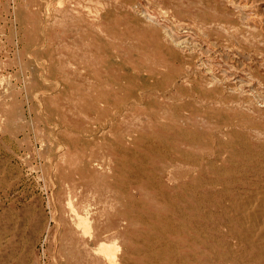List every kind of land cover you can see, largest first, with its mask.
Returning a JSON list of instances; mask_svg holds the SVG:
<instances>
[{
	"label": "rangeland",
	"instance_id": "obj_1",
	"mask_svg": "<svg viewBox=\"0 0 264 264\" xmlns=\"http://www.w3.org/2000/svg\"><path fill=\"white\" fill-rule=\"evenodd\" d=\"M263 146L264 0H0V264H249Z\"/></svg>",
	"mask_w": 264,
	"mask_h": 264
},
{
	"label": "bare ground",
	"instance_id": "obj_2",
	"mask_svg": "<svg viewBox=\"0 0 264 264\" xmlns=\"http://www.w3.org/2000/svg\"><path fill=\"white\" fill-rule=\"evenodd\" d=\"M147 18V17H146ZM172 38V37H171ZM177 45H181V43H182V41H179V40H173ZM181 76V75H180ZM121 77V76H120ZM119 80V79H118ZM178 80V79H177ZM176 80V81H177ZM147 85V84H146ZM145 85V86H146ZM175 85H176V83H175ZM149 86V85H148ZM174 87V86H173ZM172 88V87H171ZM173 89V88H172ZM165 90V89H164ZM158 91V90H157ZM139 92V91H138ZM159 92V91H158ZM160 93V92H159ZM202 93V92H201ZM137 95H139V94H137ZM141 96V95H140ZM135 97V96H134ZM143 97V96H142ZM154 97V96H153ZM161 98V97H160ZM178 99V98H177ZM151 100H152V98H151ZM133 101H135V100H133ZM137 101H139V100H137ZM144 101V100H143ZM124 102V101H123ZM139 102H141V101H139ZM138 102V103H139ZM145 102V101H144ZM152 102H153V100H152ZM166 102V101H165ZM103 103V102H102ZM137 103V102H136ZM154 103V102H153ZM128 104V103H127ZM140 104V103H139ZM148 104V103H147ZM156 105H158L157 103H156ZM123 106H125V104H123ZM143 106V105H142ZM94 107H96V106H94ZM121 108H122V106H121ZM120 106H117L116 108H113L112 110H111V113H110V115H111V117L113 118V117H116L117 115L116 114H119L120 113V115H123L121 112H123V111H119L120 109ZM128 109V108H127ZM185 110V109H184ZM124 111H127V110H124ZM207 114H208V112H207ZM124 116V115H123ZM122 116V117H123ZM115 119V118H114ZM237 120V119H236ZM116 121V120H115ZM109 123V122H108ZM111 124V123H110ZM104 128V127H103ZM173 128V127H172ZM171 128V129H172ZM183 128V127H182ZM105 129V128H104ZM205 129V128H204ZM104 130H102V132H103ZM177 132V131H176ZM123 133V132H122ZM134 134V133H133ZM146 135V134H145ZM148 135V134H147ZM160 135V134H159ZM199 135V134H198ZM126 136V135H125ZM150 136H152V135H150ZM128 137H132V135L131 136H128ZM174 137V136H173ZM221 137V136H220ZM248 137V136H247ZM249 138V137H248ZM140 139V138H139ZM150 139H151V137H150ZM149 139V140H150ZM159 139V138H158ZM243 140H244V138H242ZM242 140V141H243ZM218 141V140H217ZM219 141H220V139H219ZM247 141V140H246ZM250 141V140H249ZM147 142V141H146ZM153 142V141H152ZM167 143V142H166ZM109 144V143H108ZM155 144V143H154ZM168 144V143H167ZM155 146V145H154ZM168 146V145H167ZM133 147V146H132ZM161 147V146H160ZM264 147V146H263ZM134 148V147H133ZM148 148H150L149 146H148ZM162 148H163V146H162ZM222 148V147H221ZM250 148V147H249ZM160 149V148H159ZM251 149H253L254 150V148H251ZM154 150V149H153ZM136 151H137V149H136ZM140 151V150H139ZM162 151V150H161ZM257 151V150H256ZM259 151V150H258ZM126 152V151H125ZM254 152H255V150H254ZM238 153V152H237ZM258 153H260V152H258ZM140 154H142V153H140ZM144 154H145V152H144ZM171 154V153H170ZM248 155V154H247ZM260 155H262L261 153H260ZM150 156V155H149ZM188 156V155H187ZM231 157H232V155H230ZM151 157V156H150ZM191 157V156H190ZM205 157H207V156H205ZM220 157V156H219ZM217 158V157H216ZM234 158V157H233ZM163 160V159H162ZM179 160V159H178ZM261 160V159H260ZM134 161V160H133ZM215 161V160H214ZM255 161V160H254ZM152 162V161H151ZM196 162V161H195ZM216 162V161H215ZM215 162H214V164H215ZM95 164H97V163H95ZM98 166H99V164H97ZM182 165V164H181ZM140 168V167H139ZM148 168V167H147ZM121 171V170H120ZM142 171V170H141ZM223 171V170H222ZM227 172V171H226ZM226 172H224V173H226ZM188 174V173H187ZM139 175V174H138ZM147 175V174H146ZM143 176H145V175H143ZM148 176V175H147ZM150 176V175H149ZM160 176V175H159ZM130 177V176H129ZM157 177V176H156ZM176 178V177H175ZM177 179V178H176ZM214 179V178H213ZM261 179H263V181L261 182L262 183V188L260 189V193L258 194V196H257V199L255 198V200H257V201H254V202H256L255 204H257V202H258V204L257 205H255L254 204V206H255V208H254V206H253V208H254V210H253V214H252V217H253V219H256V221L258 220V223L257 224H254L253 226H250L251 224H250V222L252 221H249V220H247V221H249V226L250 227H248V232L247 231H245V235H246V232H247V238L250 240V241H252L253 243H256V245H257V248L255 247V253H254V255H253V257H251V259H252V264H264V177H262ZM142 180V179H141ZM155 180V179H154ZM203 180V179H202ZM156 181V180H155ZM237 181V180H236ZM242 181V180H241ZM246 181V180H245ZM226 182V181H225ZM154 183V182H153ZM155 183H157V182H155ZM188 183H189V181H188ZM142 184V183H141ZM158 185V184H157ZM177 185V184H176ZM182 185V184H181ZM194 185V184H193ZM201 185V184H200ZM225 185V184H224ZM148 186V185H147ZM187 186V185H186ZM235 186V185H234ZM159 187V186H158ZM154 188V187H153ZM162 188V187H161ZM160 188V189H161ZM239 188V187H238ZM241 188V187H240ZM244 188V187H243ZM260 188V186L258 187V189ZM228 189V188H227ZM246 189V188H245ZM252 189V188H251ZM162 190V189H161ZM164 190V189H163ZM197 190V189H196ZM222 190V189H221ZM69 191V190H68ZM187 191V190H186ZM237 191V190H236ZM255 191V190H254ZM254 191H252V192H254ZM259 191V190H258ZM223 192V191H222ZM247 192V191H246ZM257 192V191H256ZM130 193V192H129ZM169 193V192H168ZM171 193V192H170ZM214 193V192H213ZM152 194V193H151ZM206 194V193H205ZM250 194H252V193H250ZM254 194H255V192H254ZM78 195V194H77ZM169 195V194H168ZM257 195V194H256ZM124 196V195H123ZM138 196V195H137ZM195 197H196V195H194ZM246 196H247V194H246ZM254 196V195H253ZM167 197V196H166ZM203 197V196H202ZM248 197V196H247ZM255 197V196H254ZM75 198V197H74ZM170 198V197H169ZM204 198V197H203ZM250 198V197H249ZM162 199V198H161ZM235 199V198H234ZM234 199H232V200H234ZM242 198H240V201H243V199L241 200ZM199 201H200V199H198ZM224 200V199H223ZM230 200V199H229ZM236 200V199H235ZM145 201V200H144ZM173 201V200H172ZM171 201V202H172ZM244 201H245V199H244ZM247 201V200H246ZM147 202V201H146ZM201 202V201H200ZM214 202H215V200H214ZM233 202H235V201H233ZM247 202H250V201H247ZM175 203V202H174ZM228 203H230V202H228ZM88 204V203H87ZM203 204V203H202ZM250 204H252V203H250ZM177 205H178V203H177ZM192 205V204H191ZM231 205V204H230ZM237 205V204H236ZM84 206V205H83ZM194 206V205H193ZM205 206V205H204ZM203 206V207H204ZM242 206H243V203H242ZM67 207H68V209H69V211H68V213H69V216H70V220L72 221V222H70V225H69V221L68 220H65L64 219V225H66V227L64 228L63 226H61V228L64 230V232H65V234H71L72 233V231L74 230V232H77L79 229H80V226L82 225L81 223H82V221H81V215H80V213L79 212H77V209H76V206H74V203H73V200H72V198L71 197H69L68 198V201H67ZM182 207V206H181ZM188 207H190L189 205H188ZM226 207V206H225ZM232 207V206H231ZM244 207V206H243ZM247 207V206H246ZM251 207V206H250ZM249 208V207H248ZM86 209V208H85ZM195 209H197V207L195 208ZM203 209V208H202ZM211 209V208H210ZM216 209V208H215ZM219 209V208H218ZM226 209V208H225ZM235 209V208H234ZM247 209V208H246ZM246 209H245V211H246ZM150 210V209H149ZM183 210V209H182ZM192 210V209H191ZM212 210V209H211ZM211 210H210V212H211ZM232 210V209H231ZM242 210V209H241ZM241 210H238L239 212L241 211ZM249 210H250V208H249ZM249 210H247V211H249ZM223 211V210H222ZM229 211H230V209H229ZM244 211V210H243ZM244 211V212H245ZM143 212V211H142ZM155 212V211H154ZM184 212V211H183ZM209 212V213H210ZM213 212V211H212ZM212 212H211V214H212ZM230 212H232V211H230ZM251 213H252V211H250ZM127 213V212H126ZM156 213V212H155ZM159 213V212H158ZM234 213V212H233ZM89 214V213H88ZM143 214V213H142ZM188 214V213H187ZM216 214V213H215ZM245 214V216H248V214H246V213H244ZM132 215V214H131ZM189 215V214H188ZM198 215V214H197ZM238 215H240L241 216V214H238ZM164 216V215H163ZM199 216V215H198ZM210 216V215H209ZM167 217V216H166ZM207 217V216H206ZM234 217V216H233ZM202 218V217H201ZM210 218H212V216L210 217ZM209 218V219H210ZM244 218V217H243ZM188 219V218H187ZM204 219V218H203ZM219 219V218H218ZM231 219H232V217H231ZM246 219V218H245ZM249 219V218H248ZM77 220H78V222H77ZM190 220V219H189ZM207 220V219H206ZM214 220V219H213ZM222 220V219H221ZM220 220V221H221ZM234 220V219H233ZM239 220V219H238ZM241 220V219H240ZM217 221V220H216ZM244 221V220H243ZM183 222V221H182ZM232 222V221H231ZM240 222V221H239ZM198 223V222H197ZM219 223V222H218ZM222 224H223V222H221ZM225 223V222H224ZM253 223V222H252ZM170 224V223H169ZM198 225V224H197ZM205 225V224H204ZM203 225V226H204ZM217 225V224H216ZM229 225V224H228ZM234 225V224H233ZM246 225H248L247 223H246ZM156 227V226H155ZM209 227H211V226H209ZM226 227V226H225ZM247 227V226H246ZM200 229L202 228V227H199ZM214 228V227H213ZM232 228V227H231ZM161 229H162V227H161ZM193 229V228H192ZM196 229V228H195ZM212 229V228H211ZM217 229V228H216ZM84 230V229H83ZM165 231H166V229H164ZM164 230H162V231H164ZM202 230V229H201ZM208 230V229H207ZM207 230H206V232H207ZM190 231V230H189ZM197 231V230H196ZM213 231V230H212ZM99 232V230L98 229H96V231H94L93 232V234H90L89 236H88V242H93V241H95V242H97V248L95 249V254L96 255H98V260H99V264H122V262L120 261V259H119V253L120 252H122V244L118 241V237L114 234V236H112L111 238H109V239H106V238H101L100 237V233H98ZM144 232V231H143ZM199 232V231H198ZM201 232V231H200ZM209 232V231H208ZM243 232V231H242ZM128 233V232H127ZM130 233V232H129ZM191 233V232H190ZM203 233V232H202ZM239 233V232H238ZM237 233V234H238ZM62 234V233H61ZM126 234V233H125ZM137 234V233H136ZM193 234V233H192ZM221 234V233H220ZM147 235V234H146ZM166 235V234H165ZM204 235V234H203ZM206 235V234H205ZM210 235V234H209ZM141 236V235H140ZM198 236V235H197ZM211 236V235H210ZM233 236V235H232ZM188 237V236H187ZM205 237V236H204ZM218 237V236H217ZM239 237H240V235H239ZM256 237V238H255ZM136 238V237H135ZM185 238V237H184ZM190 238V237H189ZM200 238V237H199ZM166 239V238H165ZM198 239V238H197ZM224 239V238H223ZM247 239V240H248ZM153 240H154V238H153ZM172 240V239H171ZM183 240V239H182ZM216 240V239H215ZM221 240V239H220ZM246 240V239H245ZM174 241V240H173ZM205 241V240H204ZM203 241V242H204ZM218 241V240H217ZM229 241V240H228ZM236 241V240H235ZM238 241L240 242V240L238 239ZM222 242V241H221ZM71 243V242H70ZM79 243V242H78ZM164 243V242H163ZM177 243V242H176ZM213 243V242H212ZM226 243V242H225ZM224 243V244H225ZM230 243V242H229ZM145 244H147L146 242H145ZM166 244V243H165ZM168 244V243H167ZM223 244V243H222ZM232 244H233V242H232ZM231 244V245H232ZM215 245V244H214ZM235 245V244H234ZM250 245H251V243H250ZM88 246V245H87ZM95 246V245H94ZM82 247V246H81ZM150 247V246H149ZM153 247V246H152ZM155 247V246H154ZM210 247V246H209ZM234 247V246H233ZM246 247V246H245ZM251 247V246H250ZM75 248V247H74ZM157 248H159V247H157ZM196 248V247H195ZM235 248V247H234ZM237 248V247H236ZM238 248H239V246H238ZM242 248V247H241ZM253 248V247H252ZM143 249V248H142ZM162 250H164L163 248H162ZM177 250V249H176ZM214 250V249H213ZM238 250V249H237ZM218 251V250H217ZM228 251V250H227ZM230 251V250H229ZM239 251V250H238ZM136 252V251H135ZM156 252V251H155ZM199 252V251H198ZM236 252V251H235ZM243 252H244V250H243ZM240 253H241V251H240ZM179 254V253H178ZM191 254V253H190ZM78 255H79V251H78ZM192 255H194V254H192ZM209 255V254H208ZM229 255V254H228ZM249 255V254H248ZM211 256V255H210ZM236 256H238V255H236ZM154 257H156V256H154ZM170 257V256H169ZM184 257V256H183ZM196 257V256H195ZM216 257V256H215ZM250 257V256H249ZM160 258V257H159ZM173 258V257H172ZM198 258V257H197ZM218 259H219V257H217ZM227 258V257H226ZM229 258V257H228ZM158 259V258H157ZM195 259V258H194ZM211 259V258H210ZM209 259V260H210ZM217 259V260H218ZM230 259V258H229ZM242 259V258H241ZM149 260V259H148ZM159 260V259H158ZM200 260V259H199ZM212 260V259H211ZM130 261V260H129ZM183 261V260H182ZM238 261V260H237ZM83 262V261H82ZM135 262V261H134ZM138 262V261H137ZM149 262V261H148ZM184 262V261H183ZM243 262V261H242ZM98 263V262H97ZM244 263V262H243ZM249 264H251L250 262H248ZM162 264V263H161ZM170 264H172V263H170ZM177 264H179V263H177ZM210 264V263H209ZM215 264V263H214Z\"/></svg>",
	"mask_w": 264,
	"mask_h": 264
}]
</instances>
